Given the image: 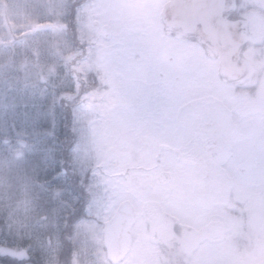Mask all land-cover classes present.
Listing matches in <instances>:
<instances>
[{"label": "snow or ice", "instance_id": "1", "mask_svg": "<svg viewBox=\"0 0 264 264\" xmlns=\"http://www.w3.org/2000/svg\"><path fill=\"white\" fill-rule=\"evenodd\" d=\"M257 3L264 7V0ZM128 4L40 0L37 5L40 18L32 33L56 35L57 44L68 45L75 55L61 64L62 76L48 86V110L35 116L28 104L17 102L7 82L0 85V111L13 116L11 123L0 124V196L30 194L32 204L31 216L15 229L0 221V264H39L36 248L50 245L53 235L64 242L70 264H76L77 241L91 264H145L132 233L141 224L147 229L151 205L159 199L180 208L163 230L178 236L179 229L183 248L196 244L204 249L184 264H232L214 245L220 234L232 244L244 232L249 217L230 207L241 199L239 193L253 201L264 226V115L249 120L216 103L213 96L221 85L203 67L191 60L182 66L173 58L164 62L151 43L163 34L177 50L204 48L212 42L208 36L173 32L165 17L153 24L142 19L130 23ZM220 4V16L247 33L250 0ZM260 52L264 55V48ZM193 85L199 94L189 96L185 89ZM112 98V107H97ZM59 110L73 121L67 147L59 159L53 150L37 160V148L27 150V141L41 132L54 136L52 120ZM113 140L148 146L155 153L158 168L145 162L134 169L142 178L157 179L155 197L126 199L123 186L106 179L115 166L107 153Z\"/></svg>", "mask_w": 264, "mask_h": 264}, {"label": "rangeland", "instance_id": "2", "mask_svg": "<svg viewBox=\"0 0 264 264\" xmlns=\"http://www.w3.org/2000/svg\"><path fill=\"white\" fill-rule=\"evenodd\" d=\"M28 1L0 0V43H34L36 35L32 33V28L40 16L39 10L36 7L30 8ZM126 8L130 23L142 19L145 23L153 24L157 18L165 17L173 32L208 36L212 42L204 48L186 46L183 50H177L163 34L154 37L151 43L159 50L160 59L164 62L173 58L182 66L186 60H191L203 67L221 85L219 94L213 96L216 103L234 109L249 120H259L264 115V55L260 52L264 45L258 44V41L264 40V10L255 8L256 14L246 13L250 28L247 33L242 34L220 16V0H129ZM29 70L19 75L17 71L10 72L6 67L0 66V85L7 82L14 89L13 95L17 97V102L24 100V93L34 88L28 78L38 72V69ZM47 75L51 76L52 72L43 70V80L47 79ZM42 81L38 83L41 84ZM253 85L255 89H251ZM185 91L187 95L195 96L200 89L193 85L187 86ZM115 102V98H112L97 107L107 110ZM225 134L233 135L228 130ZM107 153L115 158V166L106 179L113 185H122L125 198L133 199L141 195L155 197L160 189L157 179L154 176L142 178L134 171L145 162L153 169L159 167L150 147H138L122 140H113L108 144ZM105 154L101 147L98 155L103 157ZM238 195L241 199L232 202L230 207L249 217L244 232L232 244L226 234H220L214 247L223 259L232 261V264H264V226L257 216L253 201L245 193ZM179 211V206L159 199L151 205L150 215L145 221L147 229L141 224L134 231L139 257L145 264H154L157 260L160 264H184L186 258H196L204 251L202 246L196 244L183 248L184 236L180 232L178 236H174L173 243L176 246L173 251L169 250L163 222L171 223ZM22 242L28 243L27 240ZM53 244L51 242L50 245L37 247L36 252L41 250L44 260L57 259L62 241L56 237L55 253L51 251ZM78 245L80 253L76 264H91L90 257L83 253L80 241ZM92 246L98 245L93 242Z\"/></svg>", "mask_w": 264, "mask_h": 264}, {"label": "trees", "instance_id": "3", "mask_svg": "<svg viewBox=\"0 0 264 264\" xmlns=\"http://www.w3.org/2000/svg\"><path fill=\"white\" fill-rule=\"evenodd\" d=\"M39 2L40 0H29L28 4L30 8L36 7L38 10L37 5ZM57 40L58 37L56 35L48 33L36 35L34 43H0V66L6 67L7 71H17L19 75H22L28 69H30L29 71L38 69V72L33 73V76L28 78L30 85L34 86V88L26 91L22 97L24 100L21 101L29 105L28 110L34 116L48 110L50 104L48 86L54 77L62 76L61 64L70 61L75 55L68 45L62 43L58 45ZM45 69L52 72V75H47V79L43 80L42 73ZM38 81H42V83L39 84ZM12 120L13 116L11 113L0 111V124L11 123ZM72 123L71 115L65 110H59L52 120L55 135L53 136L51 131H49L48 135H44L41 132L39 135L31 136L27 141L29 146L27 150H31L35 146L38 151V155L35 157L37 160L42 158V154L54 150L56 158L59 159L67 147V141L70 140L68 129ZM37 130L39 129L37 128ZM19 131L22 136L26 134L23 126H21ZM31 214L30 194L0 196V221L7 222L13 229ZM163 223L164 226L168 225L166 222ZM164 234L167 236L168 241L173 242L174 236L166 231H164ZM54 237L55 235H53L52 239ZM3 241L4 237L0 236V245H2ZM169 250L173 251V248H169ZM78 252L79 249L76 242V256ZM36 258L39 260V264H46L44 263L41 250L36 252ZM57 264H70L69 258L64 253L63 241L62 251Z\"/></svg>", "mask_w": 264, "mask_h": 264}, {"label": "flooded vegetation", "instance_id": "4", "mask_svg": "<svg viewBox=\"0 0 264 264\" xmlns=\"http://www.w3.org/2000/svg\"><path fill=\"white\" fill-rule=\"evenodd\" d=\"M250 3L253 4V7H251L247 13H253L256 14V12L254 11L255 8H258L260 11L264 10V7H261L258 3L257 0H250Z\"/></svg>", "mask_w": 264, "mask_h": 264}, {"label": "water", "instance_id": "5", "mask_svg": "<svg viewBox=\"0 0 264 264\" xmlns=\"http://www.w3.org/2000/svg\"><path fill=\"white\" fill-rule=\"evenodd\" d=\"M132 239H133V233H132Z\"/></svg>", "mask_w": 264, "mask_h": 264}]
</instances>
